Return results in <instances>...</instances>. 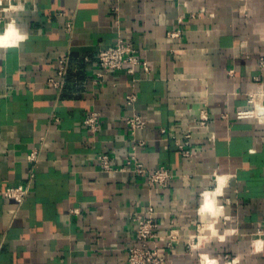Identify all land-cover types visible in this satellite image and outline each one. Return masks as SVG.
Segmentation results:
<instances>
[{"label": "crops", "instance_id": "crops-1", "mask_svg": "<svg viewBox=\"0 0 264 264\" xmlns=\"http://www.w3.org/2000/svg\"><path fill=\"white\" fill-rule=\"evenodd\" d=\"M11 5L17 10L6 16L28 38L0 48V264H126L137 215L149 205L159 236L172 228L179 233L171 251L161 243L167 264H199L205 253L221 264L237 258L264 264V251L252 246L264 240V124L235 117L249 93L264 92V0ZM172 30L179 37H170ZM119 38L136 49L149 73L137 68L132 76L121 70L97 77L96 54ZM62 57L68 70L56 90L48 80L57 79ZM133 80L135 109L146 121L136 132L146 143L137 157L146 168L170 169L164 187L119 171L130 148L124 118ZM202 103L210 133L193 134L192 156L183 158L172 138H181ZM90 112L99 115L96 132L82 125ZM35 148L39 161L32 166L27 155ZM102 155L115 170L101 168ZM30 172L26 200L4 198L3 190L27 183ZM214 174L231 177L219 198L231 219L221 217L217 228L220 235L235 231L223 243L200 239V194L215 188ZM191 238L200 246L188 251Z\"/></svg>", "mask_w": 264, "mask_h": 264}, {"label": "built area", "instance_id": "built-area-1", "mask_svg": "<svg viewBox=\"0 0 264 264\" xmlns=\"http://www.w3.org/2000/svg\"><path fill=\"white\" fill-rule=\"evenodd\" d=\"M14 0H4L3 4H0V25L3 29L4 25L10 21V18L6 15L13 11H5L9 9V5ZM14 6V5H12ZM116 10V8H114ZM15 12V11H14ZM70 25L67 26V29ZM170 37H179L180 32L178 30H172L168 33ZM96 61L99 66V72L97 77L102 78L105 74H112L118 71H124L127 75H133L137 68H141L144 73H149V66L146 61L141 60L137 54L136 49L125 40L119 38L116 43L105 49H101L96 54ZM68 58L62 57L58 60V67L56 71L57 79L50 78L48 83L55 88L60 90L63 88L64 79L67 75L68 70ZM260 66H264V60L259 59ZM135 80L130 85L129 92L125 96V105L129 109V114L125 116L124 122L126 124L130 141L129 151L125 158L124 166L119 171H127L136 174L137 176L144 177L148 184H153L158 187H164L168 184L171 179V172L169 168L160 166L158 168H146L138 159L137 151L143 148L146 143L136 137V132L143 129L146 125L144 118L136 111L135 104L138 100V94L135 87ZM251 94V95H250ZM264 92L258 90L257 92H251L248 94L247 107L240 108L235 112V117L241 119L238 113L245 111H253L254 105L249 103L250 100L255 97L257 102L263 103L262 97ZM259 98V100L257 99ZM195 115L185 122L183 132L180 139H175L174 143L181 153L183 158H189L192 156L190 151V144L193 134L196 132L209 134V112L207 106L202 103L197 108ZM98 118L97 112H90L86 114L82 120V125L91 132L98 130ZM256 124L258 123L255 118L243 119ZM213 138V135L210 134ZM27 161L34 166L39 161V149H33L27 155ZM100 166L104 171L115 170L109 162L107 155L100 156ZM33 172L29 173V181L25 184H19L14 186H8L3 190V196L6 199L14 201L16 204L24 202L30 192L31 179L33 178ZM77 210H73L76 212ZM158 227L157 221L155 220V211L151 205L147 206L143 213L137 215L136 227L134 232V244L128 248L126 264H167L166 258L161 252V243L164 242L167 251H171L178 242L179 233L178 230L172 228L168 231L165 236H159L156 233ZM200 229V228H199ZM197 243L198 238L196 236ZM188 251L196 249L197 245L193 243V238L187 245ZM202 254H198V261Z\"/></svg>", "mask_w": 264, "mask_h": 264}, {"label": "clouds", "instance_id": "clouds-1", "mask_svg": "<svg viewBox=\"0 0 264 264\" xmlns=\"http://www.w3.org/2000/svg\"><path fill=\"white\" fill-rule=\"evenodd\" d=\"M4 0H0V4H3ZM23 8V5H19ZM17 7L9 5V9L5 11H16ZM28 38L26 32H21L17 27L15 20L9 21L0 33V48H8L18 46L20 42L25 41ZM251 95V94H250ZM264 98V97H262ZM254 105L253 111H245L238 113L239 118L248 119L255 118L258 123L264 124V103L257 102L255 97L249 101ZM215 175V188L213 190H205L201 192V203L197 209V214L201 219V227L199 229L202 234L201 242L209 240L211 238L218 239L221 243L230 235L234 234L233 229H225L224 234L220 235L217 225L220 218L223 217L225 221L231 219L230 216L225 215L224 205L220 203L219 198L224 196V190L228 186L231 177L225 175ZM207 232L209 235L204 236L203 233ZM200 245H197L199 247ZM253 250L255 252L264 251V240H255L252 242ZM201 264H221L219 257H212L209 254H202L200 257ZM232 264H239L238 258L232 261Z\"/></svg>", "mask_w": 264, "mask_h": 264}, {"label": "bare ground", "instance_id": "bare-ground-1", "mask_svg": "<svg viewBox=\"0 0 264 264\" xmlns=\"http://www.w3.org/2000/svg\"><path fill=\"white\" fill-rule=\"evenodd\" d=\"M11 20H12V19L10 18V21H11ZM7 23H8V22H7ZM7 23H6V24H7ZM6 24H5V25H6ZM5 25H4V27H3V30H4V28H5ZM2 32H3V31H2ZM2 32H1V33H2Z\"/></svg>", "mask_w": 264, "mask_h": 264}, {"label": "rangeland", "instance_id": "rangeland-1", "mask_svg": "<svg viewBox=\"0 0 264 264\" xmlns=\"http://www.w3.org/2000/svg\"><path fill=\"white\" fill-rule=\"evenodd\" d=\"M12 19V17H10Z\"/></svg>", "mask_w": 264, "mask_h": 264}]
</instances>
